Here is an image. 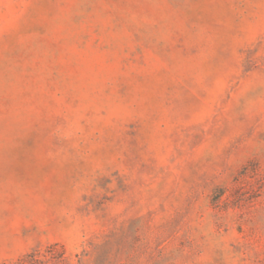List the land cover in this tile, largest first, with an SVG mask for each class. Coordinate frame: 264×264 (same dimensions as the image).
<instances>
[{"label": "rangeland", "instance_id": "rangeland-1", "mask_svg": "<svg viewBox=\"0 0 264 264\" xmlns=\"http://www.w3.org/2000/svg\"><path fill=\"white\" fill-rule=\"evenodd\" d=\"M0 264H264V0H0Z\"/></svg>", "mask_w": 264, "mask_h": 264}]
</instances>
